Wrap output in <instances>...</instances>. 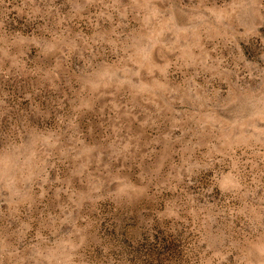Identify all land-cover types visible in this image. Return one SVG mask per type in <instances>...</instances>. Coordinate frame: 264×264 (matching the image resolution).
Instances as JSON below:
<instances>
[{
    "label": "rangeland",
    "instance_id": "374dc122",
    "mask_svg": "<svg viewBox=\"0 0 264 264\" xmlns=\"http://www.w3.org/2000/svg\"><path fill=\"white\" fill-rule=\"evenodd\" d=\"M0 264H264V0H0Z\"/></svg>",
    "mask_w": 264,
    "mask_h": 264
}]
</instances>
